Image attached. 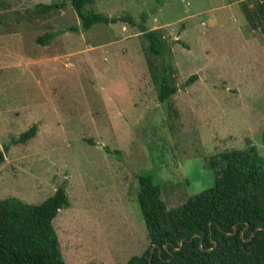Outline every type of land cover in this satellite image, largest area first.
<instances>
[{
    "label": "rangeland",
    "instance_id": "rangeland-1",
    "mask_svg": "<svg viewBox=\"0 0 264 264\" xmlns=\"http://www.w3.org/2000/svg\"><path fill=\"white\" fill-rule=\"evenodd\" d=\"M63 3L36 14L37 4ZM264 0H94L170 50L171 118L156 101L140 33L118 21L82 31L66 0H11L0 12V199L36 205L64 187L52 221L64 264H125L148 246L136 177L166 209L213 185L208 158L248 140L264 161ZM72 30V31H71ZM60 34L45 46L36 39ZM179 42V43H177ZM194 82L183 87L190 77ZM36 126L32 139L13 143Z\"/></svg>",
    "mask_w": 264,
    "mask_h": 264
},
{
    "label": "trees",
    "instance_id": "trees-1",
    "mask_svg": "<svg viewBox=\"0 0 264 264\" xmlns=\"http://www.w3.org/2000/svg\"><path fill=\"white\" fill-rule=\"evenodd\" d=\"M10 2L0 0V12L8 10ZM66 2L84 32L96 25L106 26L118 21L138 30L156 101L170 119L173 113L170 101L177 92L176 72L170 50L159 34L144 27L147 15L141 13L136 23L127 15L109 18L87 10L94 0ZM62 7V2L37 4L33 12L47 14ZM243 12L249 25L264 34V4L260 3L253 12L257 26L251 22L249 12L246 9ZM58 34L60 32L45 33L36 43L45 46ZM195 79L196 76H190L182 86H190ZM35 132L36 126H31L13 143L25 144ZM261 143L264 146V131ZM205 166L212 171L213 185L168 210L160 199L159 185L147 175L136 177L135 202L148 246L125 264H264L263 159L246 140L243 149L210 157ZM67 205L62 185L36 205L15 198L0 199V264H64L52 221ZM152 246L155 248L150 253Z\"/></svg>",
    "mask_w": 264,
    "mask_h": 264
},
{
    "label": "water",
    "instance_id": "water-1",
    "mask_svg": "<svg viewBox=\"0 0 264 264\" xmlns=\"http://www.w3.org/2000/svg\"><path fill=\"white\" fill-rule=\"evenodd\" d=\"M155 248V246H152L151 247V249H150V253H152V251H153V249ZM158 250V253H160V250L159 249H157ZM149 264V263H148Z\"/></svg>",
    "mask_w": 264,
    "mask_h": 264
}]
</instances>
